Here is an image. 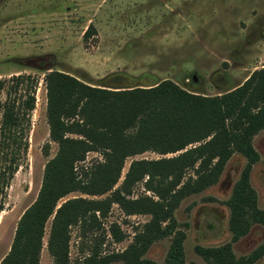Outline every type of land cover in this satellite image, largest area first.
<instances>
[{
  "label": "trees",
  "instance_id": "trees-1",
  "mask_svg": "<svg viewBox=\"0 0 264 264\" xmlns=\"http://www.w3.org/2000/svg\"><path fill=\"white\" fill-rule=\"evenodd\" d=\"M91 31L88 24L82 39ZM122 79L113 74L109 82L93 85L62 71L44 72L47 136L56 151L43 165L37 194L18 217L0 264H38L49 218L46 252L51 264H68L69 229L77 226L82 236L98 232L111 204L126 215L147 214L149 219L121 251L101 254L103 235L93 237L80 264H155L144 254L154 241L168 236L165 264H187L185 233L177 227L173 211L184 197L216 183L233 153L245 162L225 201L230 241L214 247L194 245L193 250L205 264H253L264 256V240L244 256L236 257L231 250V242L252 225L264 227V209L257 206L248 179L259 159L252 138L264 129V56L262 67L215 95L186 91L169 79L145 87L110 86ZM34 86L29 75L0 79V89H5L0 101V211L5 189L27 149ZM48 147V142L41 147L44 156ZM145 151L171 155L132 159L116 185L124 160ZM87 152H96L101 159L78 165ZM261 161L264 165V156ZM138 182L151 194L131 197ZM70 192L105 195L58 203ZM108 228L114 241L122 239L115 224Z\"/></svg>",
  "mask_w": 264,
  "mask_h": 264
},
{
  "label": "rangeland",
  "instance_id": "rangeland-1",
  "mask_svg": "<svg viewBox=\"0 0 264 264\" xmlns=\"http://www.w3.org/2000/svg\"><path fill=\"white\" fill-rule=\"evenodd\" d=\"M88 24L93 31L82 39ZM263 56L264 0H0V79L24 74L35 80L27 149L5 189L0 211V259L8 251L18 217L37 194L44 163L56 151V144L47 136L44 72L62 71L93 85L105 84L118 74L122 83L110 85L114 88L145 87L169 79L186 91L215 95L262 67ZM4 90L0 89V101L5 98ZM45 142L49 144L47 156L41 152ZM252 146L259 159L248 179L257 206L264 209V129L253 136ZM170 155L145 151L127 157L116 185L132 159ZM100 159L98 153L87 152L78 165L88 166ZM244 162L242 155L233 153L216 183L184 197L174 209L177 227L185 233L182 244L187 264H205L194 245L214 247L230 241L225 201ZM143 193L151 194L141 182L131 189V197ZM104 195L70 192L58 203ZM148 219L147 214L126 215L111 204L100 219L98 232L82 236L77 226L69 229L68 264H80L98 234L103 235L101 254L121 251ZM49 223L50 218L44 224L38 264H51L45 248ZM111 224L122 233L120 241L113 240ZM169 238L154 241L144 257L165 264ZM263 240L264 227L252 225L231 242L232 253L244 256ZM263 261L264 256L253 264Z\"/></svg>",
  "mask_w": 264,
  "mask_h": 264
}]
</instances>
